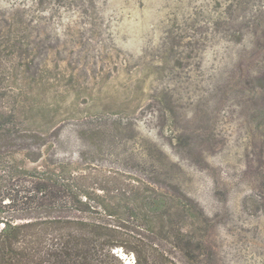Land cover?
Listing matches in <instances>:
<instances>
[{"label": "rangeland", "instance_id": "374dc122", "mask_svg": "<svg viewBox=\"0 0 264 264\" xmlns=\"http://www.w3.org/2000/svg\"><path fill=\"white\" fill-rule=\"evenodd\" d=\"M0 31L15 142L40 137L1 158L0 216L72 173L90 210L67 214L153 264H264V0H0Z\"/></svg>", "mask_w": 264, "mask_h": 264}, {"label": "trees", "instance_id": "16d2710c", "mask_svg": "<svg viewBox=\"0 0 264 264\" xmlns=\"http://www.w3.org/2000/svg\"><path fill=\"white\" fill-rule=\"evenodd\" d=\"M20 43H15L12 54L27 57L29 50H24ZM7 97L6 92L0 93V179L6 182L13 177L15 167L1 158L12 147L28 150L39 144L36 139H40L23 135L19 138L24 142H15L19 132L11 126L13 111L6 102ZM42 179L48 180L47 183L16 191L12 199V203H20L13 211L27 213L29 218L18 221L16 215L0 216V264H121L122 259L112 252L118 247L132 251L136 264L154 263L151 254H146L148 246L139 238L125 234L121 222H93L79 214H67L90 210L87 203L77 200V192L82 190L74 174H53ZM2 194L6 195L0 189V203ZM65 195L68 202L63 198ZM74 203L82 205L81 208ZM103 209L110 213L108 208Z\"/></svg>", "mask_w": 264, "mask_h": 264}, {"label": "water", "instance_id": "95a60500", "mask_svg": "<svg viewBox=\"0 0 264 264\" xmlns=\"http://www.w3.org/2000/svg\"><path fill=\"white\" fill-rule=\"evenodd\" d=\"M116 253H118V255L120 256V258H121L123 261H126L125 258H124L125 255L121 254L120 252H116ZM125 264H127V263H125Z\"/></svg>", "mask_w": 264, "mask_h": 264}, {"label": "bare ground", "instance_id": "6f19581e", "mask_svg": "<svg viewBox=\"0 0 264 264\" xmlns=\"http://www.w3.org/2000/svg\"><path fill=\"white\" fill-rule=\"evenodd\" d=\"M124 258H126V257L124 256ZM126 260H127V262H128L129 264H133L131 261L128 260V258H126Z\"/></svg>", "mask_w": 264, "mask_h": 264}]
</instances>
